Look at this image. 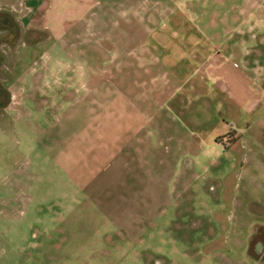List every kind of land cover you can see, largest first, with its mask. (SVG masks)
<instances>
[{"label": "rangeland", "instance_id": "374dc122", "mask_svg": "<svg viewBox=\"0 0 264 264\" xmlns=\"http://www.w3.org/2000/svg\"><path fill=\"white\" fill-rule=\"evenodd\" d=\"M28 1L0 9V264H264V101L248 127L231 122L219 138L238 136L233 149L149 148L146 169L73 165L63 158L74 125L57 126L66 110L53 101L68 72L79 78L94 63L79 48L54 54L49 30L22 22ZM39 1L37 20L62 41L84 8ZM110 1L135 3L137 16L148 6L168 31L228 46L260 73L264 100V0Z\"/></svg>", "mask_w": 264, "mask_h": 264}, {"label": "crops", "instance_id": "0c3cea01", "mask_svg": "<svg viewBox=\"0 0 264 264\" xmlns=\"http://www.w3.org/2000/svg\"><path fill=\"white\" fill-rule=\"evenodd\" d=\"M39 2L25 3L31 11L22 17L23 24L48 29L51 40L44 43L54 54L66 51L72 56V49L79 48L94 63L85 66L79 78L68 72L53 101L66 110L62 117L56 113L57 126L66 121L67 131L74 125L73 132L65 133L72 134L74 145L64 147L63 158L67 160L69 153L73 165L92 161L95 168H106L116 161L119 166L146 169L149 148L178 149L186 144L196 157L202 148L220 143L233 149L238 136L227 144L219 138L230 132L231 122L240 129L248 127L249 115L264 101L259 95L260 73L242 58L241 66L228 46L217 49L193 31H168L149 15L148 6L137 16L135 3L76 0L84 10L69 25L80 28L75 36L73 28H67L60 36L64 39L57 41L60 34L55 28L37 20ZM255 62L259 65L257 58ZM34 76L33 89L39 88ZM96 174L88 183L103 178Z\"/></svg>", "mask_w": 264, "mask_h": 264}]
</instances>
